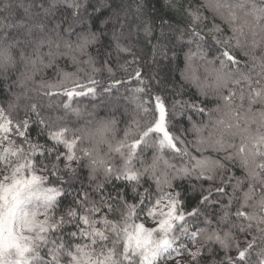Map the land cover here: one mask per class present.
Listing matches in <instances>:
<instances>
[{
	"label": "snow or ice",
	"instance_id": "1",
	"mask_svg": "<svg viewBox=\"0 0 264 264\" xmlns=\"http://www.w3.org/2000/svg\"><path fill=\"white\" fill-rule=\"evenodd\" d=\"M0 264H264V0H0Z\"/></svg>",
	"mask_w": 264,
	"mask_h": 264
},
{
	"label": "trees",
	"instance_id": "2",
	"mask_svg": "<svg viewBox=\"0 0 264 264\" xmlns=\"http://www.w3.org/2000/svg\"><path fill=\"white\" fill-rule=\"evenodd\" d=\"M64 65H65V61L62 60V61H61V66L64 67ZM66 70L69 71V72H74V71H75V68L69 63V64L67 65ZM121 91H123V90L121 89ZM82 103H83V104H88V99H84V100L82 101ZM118 104L121 106V111L124 110V107H127L128 110H129V112L131 111V107H132V106H131V105H127L126 101H124L123 99H120V100L118 101ZM109 110H110V109L105 108V107H101V108L97 109V111H99L101 115H104V114H105L106 112H108Z\"/></svg>",
	"mask_w": 264,
	"mask_h": 264
}]
</instances>
